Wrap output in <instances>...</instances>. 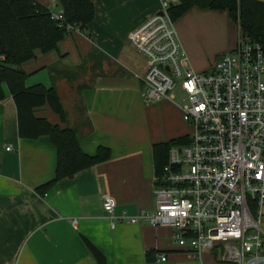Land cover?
I'll use <instances>...</instances> for the list:
<instances>
[{
    "label": "crops",
    "instance_id": "obj_1",
    "mask_svg": "<svg viewBox=\"0 0 264 264\" xmlns=\"http://www.w3.org/2000/svg\"><path fill=\"white\" fill-rule=\"evenodd\" d=\"M35 1L53 13L59 9V3L53 6L56 0ZM159 4L93 0L94 17L83 30L69 32L56 51H36L21 66L33 79L25 87H53L64 112L61 120L46 104L34 115L72 130L86 155L106 148L108 158L102 162L37 191L55 178L56 148L47 136L19 137L15 103L3 89L0 264H97L86 241L103 254L106 264H226L218 261L216 249L203 252L201 260L192 256L187 244L173 241L171 227L121 219L154 211L153 146L190 137L176 124L162 125L157 119L154 128L146 120L152 111L185 123L181 107L170 100L147 105L141 99L148 64L129 44L128 34L157 14ZM174 23L195 72L210 69L237 41V27L226 11L193 7ZM103 195L115 201L111 216L103 209Z\"/></svg>",
    "mask_w": 264,
    "mask_h": 264
},
{
    "label": "built area",
    "instance_id": "obj_2",
    "mask_svg": "<svg viewBox=\"0 0 264 264\" xmlns=\"http://www.w3.org/2000/svg\"><path fill=\"white\" fill-rule=\"evenodd\" d=\"M175 1L160 0L158 13L133 29L128 42L148 64L142 101H173L181 92L192 135L186 145L169 149L154 176V211L121 219L171 227L173 241L187 244L199 260L220 249L226 264H264L263 49L238 32L235 45L210 69L193 71L169 14ZM62 14L59 8L52 19L62 25ZM102 200L111 216L115 201L108 195Z\"/></svg>",
    "mask_w": 264,
    "mask_h": 264
},
{
    "label": "trees",
    "instance_id": "obj_3",
    "mask_svg": "<svg viewBox=\"0 0 264 264\" xmlns=\"http://www.w3.org/2000/svg\"><path fill=\"white\" fill-rule=\"evenodd\" d=\"M63 11L62 25L52 19V11L35 0H0V102L5 98L4 88L11 95L17 111V128L20 138L36 139L47 136L56 148L57 163L52 182L37 188L43 191L62 178H70L78 171L108 158V150L99 147L94 156L83 153L75 133L36 117L34 110L48 105L63 120L64 112L53 87L41 84L25 87L27 75L23 63L42 54L56 51L58 44L72 30H83L93 20V0H57ZM202 11H226L240 35L259 44L264 52V2L259 0H176L169 9L175 22L191 8ZM4 46V50H2ZM188 139L155 144L152 148L154 175L161 173L168 151L175 144L186 145ZM86 245L97 264H106L103 254L89 242ZM147 254V259L149 260Z\"/></svg>",
    "mask_w": 264,
    "mask_h": 264
},
{
    "label": "rangeland",
    "instance_id": "obj_4",
    "mask_svg": "<svg viewBox=\"0 0 264 264\" xmlns=\"http://www.w3.org/2000/svg\"><path fill=\"white\" fill-rule=\"evenodd\" d=\"M176 25V30H177V26H178V24L176 23L175 24ZM178 31V30H177ZM178 36V35H177ZM101 61V60H100ZM100 64L102 63V62H99ZM99 64V65H100ZM31 77V76H30ZM26 80H27V82L26 83H30L33 79H32V77L29 79V76L26 78ZM25 80V81H26ZM262 80H263V82H264V74H263V76H262ZM182 98H181V95L179 94V93H176L175 94V99L172 101V103H173V105L176 107V108H180L182 105H183V102H182V100H181ZM76 109V108H75ZM149 113H148V117H149V119L151 120H148V119H146L147 121H148V123L152 126V127H154V128H158V126H159V123H158V120H159V122L162 124V125H168V124H170V123H173V124H176L177 126H180L182 129H183V133H185V134H187L188 136H191L192 135V127L187 123V122H185L184 120V122L186 123H178V121H176V119H174V121H173V119L172 118H168V119H164V118H162L161 117V114L160 113H158V115H156V113L155 112H150V111H148ZM153 117H156L155 119H153ZM158 119V120H157ZM262 227H263V229H264V218L262 219ZM217 254H218V256H217V258H218V261L220 260L219 258H220V255H221V252H220V249H217ZM214 260V259H213ZM216 262V261H215ZM214 262V264H223V263H215Z\"/></svg>",
    "mask_w": 264,
    "mask_h": 264
},
{
    "label": "water",
    "instance_id": "obj_5",
    "mask_svg": "<svg viewBox=\"0 0 264 264\" xmlns=\"http://www.w3.org/2000/svg\"><path fill=\"white\" fill-rule=\"evenodd\" d=\"M0 45H1V42H0ZM1 48H2V50H4V46H2Z\"/></svg>",
    "mask_w": 264,
    "mask_h": 264
}]
</instances>
